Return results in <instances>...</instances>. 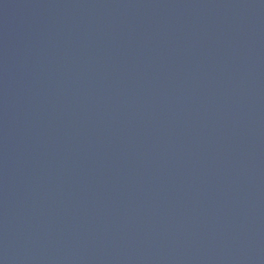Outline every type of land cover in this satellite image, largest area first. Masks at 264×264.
Returning a JSON list of instances; mask_svg holds the SVG:
<instances>
[{"label":"water","instance_id":"95a60500","mask_svg":"<svg viewBox=\"0 0 264 264\" xmlns=\"http://www.w3.org/2000/svg\"><path fill=\"white\" fill-rule=\"evenodd\" d=\"M0 264H264V0H0Z\"/></svg>","mask_w":264,"mask_h":264}]
</instances>
